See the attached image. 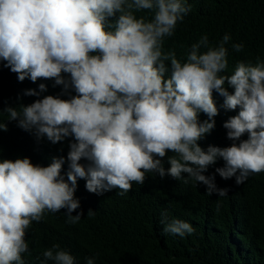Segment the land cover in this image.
Instances as JSON below:
<instances>
[{"label":"clouds","instance_id":"9594fccd","mask_svg":"<svg viewBox=\"0 0 264 264\" xmlns=\"http://www.w3.org/2000/svg\"><path fill=\"white\" fill-rule=\"evenodd\" d=\"M142 10L152 18L137 17ZM190 11L185 0H0L3 67L19 82L52 80L53 87L62 86L61 95H69H47L2 113L37 141H75L66 157L67 179L61 175L64 156L53 157L47 166L28 157L0 160V264H25L27 232L45 212L65 210L67 223L80 221L78 179L85 180L89 193L119 189L124 195L133 183L144 184L147 173L176 180L186 174L185 183L223 197L229 189L217 184V174L240 185L264 172V61L259 56L254 63L240 60L231 74H224L229 34L215 45L202 35L184 61L174 50L165 52L164 39L174 35ZM231 48L239 53L244 45ZM38 88L23 95L47 91L43 83ZM213 92L224 98L225 110H240L223 124L232 144L205 149L199 141L214 129L219 112ZM200 113L208 117L203 122ZM7 130L0 123V131ZM245 133L248 138L242 140ZM218 160L223 167L206 174ZM161 223L166 234L194 232L190 223L168 222L163 213ZM42 255L53 264H76L58 244ZM86 264L95 259L86 257Z\"/></svg>","mask_w":264,"mask_h":264},{"label":"trees","instance_id":"16d2710c","mask_svg":"<svg viewBox=\"0 0 264 264\" xmlns=\"http://www.w3.org/2000/svg\"><path fill=\"white\" fill-rule=\"evenodd\" d=\"M185 2L191 11L178 22L174 35L164 39L165 52L174 50L177 58L184 61L191 45L202 35H207L210 44L215 45L229 34L231 41L226 45L229 67L224 74H231L240 60L254 63L259 56L264 61V0ZM136 15L152 18L147 10ZM111 19L114 22L115 17ZM233 43H242L243 50L235 52L231 48ZM3 63L0 62V123H6L8 130L0 131V160L28 157L34 164L47 166L53 157L64 156L61 175L67 179L66 157L74 138L68 137L55 145L46 138L37 141L34 135L17 127L15 121L9 122L7 113L2 111L9 106L28 105L47 95L62 99H68L69 95H61L62 86L53 87L52 80L19 82L17 75L3 67ZM41 83L47 91L40 96L23 95L27 89L39 91ZM225 87L230 93L234 91L227 83ZM213 99L219 112L214 117V129L199 141L205 149L209 145L232 144L223 124L240 110H225L224 98L215 92ZM207 118L200 113L201 122ZM247 138V133L241 137ZM166 161L167 157V168ZM80 163L87 165L88 161L82 159ZM216 167H223V161L218 160L206 174H212ZM182 176L179 180L160 179L147 173L144 184L133 183L124 195L118 194L119 189L103 195L89 193L85 180L78 179L75 196L80 200L84 216L78 223L70 224L66 222L65 210L45 212L43 219L33 221L27 232L29 251L22 254V259L25 264H53L42 253L58 244L75 257L76 264H86V257H93L95 264H264V172L250 175L240 185L217 174V184L229 189L223 197L209 195L203 185L185 183L186 174ZM89 210L94 214L89 216ZM162 213L167 215L168 222L179 219L190 223L194 232L184 237L166 234Z\"/></svg>","mask_w":264,"mask_h":264}]
</instances>
